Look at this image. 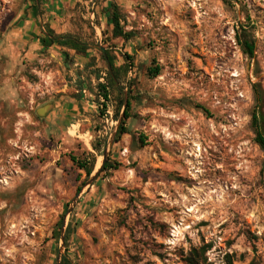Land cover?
<instances>
[{
    "label": "rangeland",
    "instance_id": "374dc122",
    "mask_svg": "<svg viewBox=\"0 0 264 264\" xmlns=\"http://www.w3.org/2000/svg\"><path fill=\"white\" fill-rule=\"evenodd\" d=\"M110 1H40L59 32L92 43L66 58L26 31L34 0H0V264H57L61 220L74 264H185L203 244L211 264H264V153L250 125L253 85L264 89V0H116L136 32L128 42L112 38ZM241 23L253 59L237 41ZM103 47L117 65L134 55L122 85L134 78L127 125L145 144L123 134L109 154L117 168L88 183L74 158L93 153L96 171L118 125L114 96L104 110L97 94ZM51 100L65 110L40 117Z\"/></svg>",
    "mask_w": 264,
    "mask_h": 264
},
{
    "label": "trees",
    "instance_id": "16d2710c",
    "mask_svg": "<svg viewBox=\"0 0 264 264\" xmlns=\"http://www.w3.org/2000/svg\"><path fill=\"white\" fill-rule=\"evenodd\" d=\"M36 12L39 9V4L41 0H34ZM107 16L108 25H112V38H122L124 42H128L132 37L135 36L136 32L133 29H126L125 21L123 19L125 16L121 9L120 4L116 0L109 2L107 8L104 10ZM42 36L40 38L41 43L48 47L54 44H59L61 46L67 47L69 49H75L77 53L86 55L87 51L90 49L91 44L89 41L83 40L76 34L73 33H57L53 28L50 27L48 23L44 24V29L42 30ZM236 38L241 46L243 52L253 59L255 57L256 51V39L253 33L250 31L247 25L241 23L239 27H236ZM66 58L70 57L69 51H64ZM101 53L103 59L107 63V73L105 81H102L103 78L102 71L99 68L94 69V73L97 78V94L103 97V107L104 110H107L108 101L111 96H114L116 101L115 113L118 123L117 132L115 135V141H119L121 136L125 133H131L130 128L127 125V120L130 119L132 114V104L133 100H136L138 93L135 94V83L134 78L128 79V87L122 85L123 79L128 78L129 72L134 68V55L125 51L123 53L124 63L122 65H117L115 62L116 56L114 53H111L108 48H101ZM95 58L92 57L88 62L87 66L92 67L95 63ZM162 66L155 61L147 67V74L150 77H157L161 73ZM253 90L255 94L256 103L251 114V127L255 133V141L260 146L261 150L264 153V89L259 83L253 85ZM126 94L128 98L126 99ZM196 107L203 109L205 112L209 110L202 104L196 103ZM134 141H140L145 144V141L142 137H138L135 134H132ZM145 137V136H144ZM101 144L95 145L97 150L101 149ZM74 161L80 169H83L86 173L87 180L91 177L94 172L97 164V157L90 153L88 157L74 158ZM119 163H114L109 157L103 166L101 172L109 171L113 168H117ZM83 181V182H84ZM62 226L63 220L60 221ZM73 232L71 222L68 223L65 229V244H68L71 233ZM61 235V231L56 234V238ZM211 248L210 244H203L200 246H193L185 255H183V261L185 264H211L208 261L207 251ZM61 264H74L69 256L65 255L62 258ZM230 264H234L230 260Z\"/></svg>",
    "mask_w": 264,
    "mask_h": 264
},
{
    "label": "crops",
    "instance_id": "0c3cea01",
    "mask_svg": "<svg viewBox=\"0 0 264 264\" xmlns=\"http://www.w3.org/2000/svg\"><path fill=\"white\" fill-rule=\"evenodd\" d=\"M34 5H35V4H34ZM34 5H32V12L29 13V15H28L27 22H28V24H30V25H28V26H30V27H29V28H26V31L29 32V34L31 35V37L34 38V43H35L37 46H42L44 49H46V48L49 49V48L52 47V46H56V47H58L59 49L62 50L64 57H66L64 51H68L69 48L64 47V46H61V45H59V44H54V45H52V46H48V47H46V46H44V45L41 43L40 38H39L38 36H42V35H43V34H42V30L44 29V24L48 23V24L50 25V27L53 28L57 33H63V32H59V31L57 30V26H56V22H57V21H56L55 16H53L52 19H50L49 16H47V13H46V12H43V11L40 9V7H39L38 11L36 12V8H35ZM105 17L107 18L106 14H105ZM38 20H39L40 23L37 24V25H35V22H37ZM23 26H24V25H23ZM37 26L41 27V29H40V31H39L40 34L35 35L34 32H36V33L38 32V31H37ZM110 26H111V30H112V25H110ZM73 50L75 51V49H73ZM83 96H84V94L82 93V94H79V96H75V97H76V99H77V98H79V97H83ZM60 108H62V109L65 110V103H64V105H63V103H62V105H61L60 107L54 109L53 111H55V110H57V109H60ZM68 109H69V110H75V109H76V104H74V103L70 104V106H68ZM53 111H52V112H53ZM62 111H63V110H62ZM52 112H51V113H52Z\"/></svg>",
    "mask_w": 264,
    "mask_h": 264
},
{
    "label": "water",
    "instance_id": "95a60500",
    "mask_svg": "<svg viewBox=\"0 0 264 264\" xmlns=\"http://www.w3.org/2000/svg\"><path fill=\"white\" fill-rule=\"evenodd\" d=\"M127 98H128V95L126 94V99ZM61 105H62V100H51V101H49V102H47V103L39 106L37 108V114L40 117H48L54 109L60 107ZM118 123H119V121H118ZM117 128H118V125H117ZM116 132H117V129L114 132L113 137L110 140L108 150H106L104 152V154H103V161H102L101 166L99 167V169L97 171L94 170V172L92 173L90 179L87 181L88 183H92L95 179H97V177L101 173L105 161L109 158L110 149H111V146H112L113 142L115 141ZM78 197H79V194L76 195V197L74 199V202L77 201ZM72 209H73V207H70L68 209V211H71ZM65 226H66V222L64 220L63 221V224H62V229H61V240H62V244H61V247H60V252H59V257H58V260H57V264H61V262H62V258H63L62 248L66 245L65 244V229H66Z\"/></svg>",
    "mask_w": 264,
    "mask_h": 264
},
{
    "label": "bare ground",
    "instance_id": "6f19581e",
    "mask_svg": "<svg viewBox=\"0 0 264 264\" xmlns=\"http://www.w3.org/2000/svg\"><path fill=\"white\" fill-rule=\"evenodd\" d=\"M100 161H101V162H99V163H98V165H97V166H98V168L96 169V171L99 169V167H100V166H101V164H102V161H103V156H102V160H100Z\"/></svg>",
    "mask_w": 264,
    "mask_h": 264
}]
</instances>
